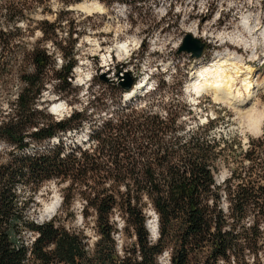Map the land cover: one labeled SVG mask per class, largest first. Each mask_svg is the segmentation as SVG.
<instances>
[{
    "label": "trees",
    "instance_id": "obj_1",
    "mask_svg": "<svg viewBox=\"0 0 264 264\" xmlns=\"http://www.w3.org/2000/svg\"><path fill=\"white\" fill-rule=\"evenodd\" d=\"M25 1L0 2L6 17L0 23V94L11 97L7 108L0 99V144L6 146L0 151V264H160L166 251L168 264H261L249 254L258 255L264 238V150L213 136L216 118L187 129L180 100H161L165 81L128 100L127 91L111 82L115 104L109 108L104 99L101 121L87 111L56 119L41 108V99L54 81L59 94L72 88L78 39L74 33L61 36L60 24L44 19L42 36L25 40L18 24L24 19L19 3ZM99 1L112 7L137 0ZM87 124L86 143L68 147L63 135ZM225 151L243 156L218 184ZM54 179L71 182L59 210L67 216H75L74 185L79 188L83 218L95 217L94 244L85 231L64 225L58 213L43 222L34 217L37 194ZM148 204L158 214L156 241L147 229ZM117 209L131 238L123 250L113 220Z\"/></svg>",
    "mask_w": 264,
    "mask_h": 264
},
{
    "label": "rangeland",
    "instance_id": "obj_2",
    "mask_svg": "<svg viewBox=\"0 0 264 264\" xmlns=\"http://www.w3.org/2000/svg\"><path fill=\"white\" fill-rule=\"evenodd\" d=\"M80 3H96L99 7L82 9L76 6ZM19 7L24 9V19L18 24L23 28V33H27L25 40L33 43L42 36L39 23L44 19L60 24L56 33L61 36L74 33L73 38L78 39L79 63L74 68L72 88L59 94L56 92L57 82L54 81L48 85L41 99V108L46 107L56 119L68 117L74 111H87L93 120L101 121L104 117L100 111L105 113L104 99L109 108L115 104V94L108 86L111 82H105L103 77L117 79L119 72L124 74V71H129L136 78L137 84L143 81L142 88L145 90L156 88L157 82L165 81L161 100H180V107L185 110L182 121L187 123V129L192 128L196 122L205 124L216 118L213 136L236 138L244 148L252 145L264 150V0H161L158 3L153 0H137L133 5L117 3L112 7L99 0H83L71 4H66V0H27L19 3ZM245 14L250 15L255 33H243V37L250 44L254 41V46L250 45L246 49L229 40L222 41L219 38L220 32L238 28ZM5 20V12L0 9V23ZM188 33L207 43L199 58L193 57L191 53H177ZM235 56L239 57L241 76L237 77L233 94L239 90L248 100L246 105L237 106L230 100L219 99L211 92H199L192 86V80L198 74L217 66L221 60ZM57 61L62 62L60 57ZM248 65L253 68L252 77L246 80L252 85L250 93L245 90L244 81L249 75L245 68ZM188 68L189 73L186 74ZM237 70L239 68L230 71L235 75ZM258 83L262 86H258ZM126 93L123 97L128 100ZM0 99L4 100V104L11 97L6 98V95L0 94ZM56 105L59 107L57 110ZM4 107L7 108V105L4 104ZM250 114L253 116L250 117ZM255 116L260 117L259 130L252 129L250 119ZM90 131V124H87L81 131L63 135V140L68 147L83 145ZM252 139L257 140L256 145ZM58 141V137L53 139L54 143ZM4 148L6 146L0 144V151ZM235 155L225 151L224 158L218 162V184H223L240 164L243 155L239 152ZM245 163L248 164V161ZM70 183L58 179L46 182L37 194L39 204L34 206L33 215L36 220L43 222L58 213L64 225L85 231L90 243L94 244L98 240L95 217L83 218L85 201L76 185L72 207L75 216L59 212ZM53 202L58 203L57 208L53 213L47 212V205ZM227 205L224 196L223 206ZM144 213L150 238L156 241L159 231L154 233L149 226L152 221L158 224V214L151 204H148ZM253 219L250 217L247 223H252ZM113 220L120 229L117 235L118 249L123 250L124 246L131 243V238L124 233L125 219L120 209L115 211ZM260 248L258 255L249 254V259L264 264V238ZM169 258L170 254L166 251L160 256L159 263L168 264Z\"/></svg>",
    "mask_w": 264,
    "mask_h": 264
},
{
    "label": "bare ground",
    "instance_id": "obj_3",
    "mask_svg": "<svg viewBox=\"0 0 264 264\" xmlns=\"http://www.w3.org/2000/svg\"><path fill=\"white\" fill-rule=\"evenodd\" d=\"M78 8L82 9H91L92 7H99L96 3L89 4V3H80L76 5ZM254 28L252 27L251 23V18L249 14H245L239 23V27L236 28L235 30L232 29L230 31H223L220 32L221 34L219 35V38L223 41H230L238 46L245 47L248 49V47L254 46V41L250 44L248 43L247 39L243 37V33H255ZM192 31V30H191ZM263 39H264V30H263ZM196 36V35H195ZM252 49V48H251ZM239 57L235 56L233 58H227L225 60H221L219 64H216L217 66L207 68L204 72L198 74V76L192 80V86L196 87L199 92L206 91L214 93L216 97L222 100H230L229 102L234 103L237 106H244L246 105V101H248L246 98H244V95L238 90L237 94H233L234 90L233 87L237 81V77L241 76L240 72V66H239ZM234 68H239L233 75L231 73V69L233 70ZM246 71H248L249 75L244 78L245 81V90L250 93V88H251V83L246 82V80L250 79L252 77V72L253 68L250 67L249 65L245 67ZM139 85H143V81H141L139 84L136 83L134 87L132 88L129 92L126 93V99L130 98L134 94H136L139 88ZM258 86H262V84L258 83ZM195 88V89H196ZM142 88H139V90ZM136 92V93H135ZM200 94V93H198ZM130 96V97H129ZM217 98V99H218ZM218 99V100H219ZM59 107L56 105L55 109L57 110ZM252 117L253 115H249ZM261 116V115H259ZM262 119V118H261ZM251 124H252V129L253 130H259V122H260V117H253L250 119ZM58 203H51L48 204L46 207V211L53 213L54 210L57 208ZM158 224H156V221H152L150 223L149 228L154 232L157 233Z\"/></svg>",
    "mask_w": 264,
    "mask_h": 264
},
{
    "label": "water",
    "instance_id": "obj_4",
    "mask_svg": "<svg viewBox=\"0 0 264 264\" xmlns=\"http://www.w3.org/2000/svg\"><path fill=\"white\" fill-rule=\"evenodd\" d=\"M206 46L207 43L205 41L201 40L200 38L194 37L192 34L188 33L184 38V42L179 46L177 53H191L193 57L199 58L203 55ZM103 80L108 83H119L127 92H129L137 83L136 78H134L129 71H124V74H122V72H119L117 75V79L103 77ZM142 90L143 88L140 89V91Z\"/></svg>",
    "mask_w": 264,
    "mask_h": 264
}]
</instances>
